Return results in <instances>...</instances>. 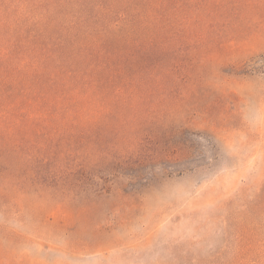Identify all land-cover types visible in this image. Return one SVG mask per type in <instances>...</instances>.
I'll return each mask as SVG.
<instances>
[{"label": "trees", "instance_id": "16d2710c", "mask_svg": "<svg viewBox=\"0 0 264 264\" xmlns=\"http://www.w3.org/2000/svg\"><path fill=\"white\" fill-rule=\"evenodd\" d=\"M229 28L228 0H0V206L34 195L84 209L109 170L135 189L202 167L182 133L145 125L174 91L176 55Z\"/></svg>", "mask_w": 264, "mask_h": 264}, {"label": "rangeland", "instance_id": "374dc122", "mask_svg": "<svg viewBox=\"0 0 264 264\" xmlns=\"http://www.w3.org/2000/svg\"><path fill=\"white\" fill-rule=\"evenodd\" d=\"M228 2V31L183 47L174 91L145 125L150 135L182 133L204 165L163 170L135 189L109 170L104 195L84 209L34 195L0 206V264H256L264 251V2L256 13L247 0Z\"/></svg>", "mask_w": 264, "mask_h": 264}]
</instances>
